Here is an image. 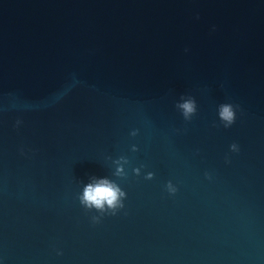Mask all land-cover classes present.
Wrapping results in <instances>:
<instances>
[{
    "label": "water",
    "instance_id": "1",
    "mask_svg": "<svg viewBox=\"0 0 264 264\" xmlns=\"http://www.w3.org/2000/svg\"><path fill=\"white\" fill-rule=\"evenodd\" d=\"M0 264H264V0H0Z\"/></svg>",
    "mask_w": 264,
    "mask_h": 264
},
{
    "label": "clouds",
    "instance_id": "2",
    "mask_svg": "<svg viewBox=\"0 0 264 264\" xmlns=\"http://www.w3.org/2000/svg\"><path fill=\"white\" fill-rule=\"evenodd\" d=\"M238 107V105L234 106L231 103H222L218 106V118L225 128L230 127L235 122L236 110ZM176 108L181 112L185 121H190L197 112V103L191 96L187 98L182 96L181 102L176 104ZM16 123L19 125L20 121ZM130 135L136 136L137 130H133ZM229 150L234 153L239 152V145L237 143H232L229 145ZM132 151H137L135 145L132 146ZM225 162H230L227 155L225 157ZM113 163L116 165L113 174L117 177L125 176L124 165L128 163V160L125 157H120L114 160ZM132 171L136 175L140 174L139 168H133ZM153 175L152 172H148L144 178L146 180H151ZM205 176L206 178H210L208 173H205ZM165 188L170 195H174L177 192L176 186H174L171 181L166 183ZM125 195V192L122 191L115 182L103 178L97 180L95 183L86 184L83 189V194L79 197V201L86 209H95L102 214L107 211L114 215L117 209L123 208L122 198H125ZM92 219L96 222L99 218L93 217Z\"/></svg>",
    "mask_w": 264,
    "mask_h": 264
}]
</instances>
